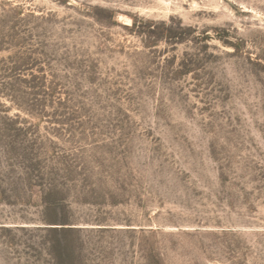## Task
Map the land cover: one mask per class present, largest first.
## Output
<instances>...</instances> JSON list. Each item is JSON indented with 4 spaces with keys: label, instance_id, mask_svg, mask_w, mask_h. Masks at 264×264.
Instances as JSON below:
<instances>
[{
    "label": "rangeland",
    "instance_id": "374dc122",
    "mask_svg": "<svg viewBox=\"0 0 264 264\" xmlns=\"http://www.w3.org/2000/svg\"><path fill=\"white\" fill-rule=\"evenodd\" d=\"M0 264H264V0H0Z\"/></svg>",
    "mask_w": 264,
    "mask_h": 264
}]
</instances>
